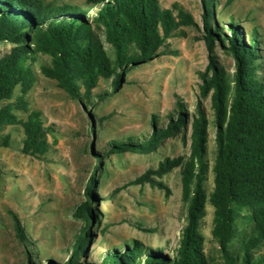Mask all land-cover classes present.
I'll return each instance as SVG.
<instances>
[{
	"label": "rangeland",
	"instance_id": "rangeland-1",
	"mask_svg": "<svg viewBox=\"0 0 264 264\" xmlns=\"http://www.w3.org/2000/svg\"><path fill=\"white\" fill-rule=\"evenodd\" d=\"M53 7H79L86 17L95 9L84 0H41ZM163 8L174 4L189 13L195 26L179 27L165 39L157 53L124 74L120 87L109 91L107 77H100L91 89L92 101L85 97L77 82L78 98H71L58 82L44 76L41 66L50 63L40 53L27 56L34 77L24 96L26 111L18 109L19 87L0 107L12 106L20 122L32 111L40 114L46 151L29 155L22 152L25 139L20 123L0 127V264H60L69 255L82 221L74 218L72 208L85 200L84 188L94 176V198L89 203L97 210L89 225V242L84 264H100L102 256L132 241L149 252L175 257L185 224L186 202L182 198L179 167L166 173H155L165 158L190 155V122L197 101L208 120L205 160L208 165L204 190L206 203L200 220L203 253L207 264H223L224 254L213 236V208L209 195L213 190L215 158L213 111L210 98L199 95L202 73L208 63L202 40V4L200 0H158ZM216 22L225 28L231 16L241 35L258 36L256 81L264 83V0H211ZM175 14V12H174ZM28 28L25 27V32ZM227 36L229 33L224 29ZM0 42V56L11 49ZM104 48L113 60L110 47ZM214 54L229 78L234 61L226 48L215 44ZM101 95V99H96ZM180 102L188 115L186 129L163 140L151 153H107L111 141L143 139L150 131L154 116L158 125ZM6 139V144H4ZM161 184L152 186L148 180ZM236 221L235 234L227 245L234 264H242L243 242L251 235V223L242 216ZM12 215L24 229L26 241L20 242L14 232ZM249 264H264V239L248 252Z\"/></svg>",
	"mask_w": 264,
	"mask_h": 264
},
{
	"label": "trees",
	"instance_id": "trees-1",
	"mask_svg": "<svg viewBox=\"0 0 264 264\" xmlns=\"http://www.w3.org/2000/svg\"><path fill=\"white\" fill-rule=\"evenodd\" d=\"M202 4V40L208 63L199 74V95L210 98L213 111L215 158L214 187L208 202L213 208V236L223 252V264H234L227 245L235 234V223L242 216L251 223V235L243 244L242 264H249V250L264 239V83L256 81L254 72L258 60V36L255 32L241 35V28L231 16L222 28L215 20L211 0ZM95 9L86 17L79 7H53L41 0H0V42L11 49L0 56V101L10 99L16 87L20 89L18 109L26 111L24 96L34 77L27 56L40 53L50 63L41 66V73L58 82L71 98H78L77 82L91 104V89L100 77L110 80L109 91L122 83L124 74L140 62L151 59L165 39L179 27L195 26L192 16L174 4L163 8L158 0H84ZM175 12V14H174ZM27 27L28 32H25ZM227 30L229 36L224 32ZM112 53L111 61L105 48ZM226 48L234 61V72L228 73L216 62L215 44ZM96 95V99H101ZM188 115L180 102L166 123L159 126L153 116L151 131L143 139L128 138L111 141L107 153L125 151L138 154L153 152L159 144L186 129ZM20 123L25 139L22 152L29 155L46 151V140L40 114L32 111L20 122L12 106L0 107V127ZM208 120L197 101L190 122V155L165 158L155 173L161 175L179 167L182 198L186 202L185 224L175 251V257L149 252L132 241L102 256L100 264H207L203 253V237L199 233L204 216L206 194L204 181L208 171L205 160ZM4 144H6V139ZM150 185L161 184L148 180ZM94 176L90 175L84 188L85 200L72 208V216L82 221L74 237L69 255L60 264H84L90 234L89 225L96 219L97 210L89 200ZM13 228L20 242L26 241L24 229L12 215ZM55 264V263H48Z\"/></svg>",
	"mask_w": 264,
	"mask_h": 264
}]
</instances>
